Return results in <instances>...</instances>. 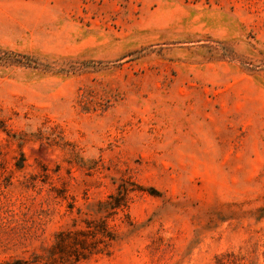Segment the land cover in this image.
Segmentation results:
<instances>
[{
  "label": "rangeland",
  "instance_id": "obj_1",
  "mask_svg": "<svg viewBox=\"0 0 264 264\" xmlns=\"http://www.w3.org/2000/svg\"><path fill=\"white\" fill-rule=\"evenodd\" d=\"M0 264H264V0H0Z\"/></svg>",
  "mask_w": 264,
  "mask_h": 264
}]
</instances>
